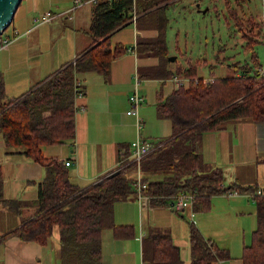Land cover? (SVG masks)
<instances>
[{
    "label": "trees",
    "instance_id": "trees-1",
    "mask_svg": "<svg viewBox=\"0 0 264 264\" xmlns=\"http://www.w3.org/2000/svg\"><path fill=\"white\" fill-rule=\"evenodd\" d=\"M245 1L235 0L240 5ZM172 2L97 0L89 27L91 41L74 59L13 99H2L0 82V134L5 146L19 147L6 152L22 153L44 166L46 171L36 182L35 198L17 199L3 195L0 165V205L20 215L18 224L0 234V241L16 234L23 240L46 244L56 230L59 264H102L100 235L104 228H110L115 238L134 236L133 225L113 221L114 203L135 191L133 162L119 164L112 170H117L114 174L79 186L70 180L63 160L55 155H44L42 148L74 137V79L77 74L88 71L108 79L111 61L126 51L123 43L110 41V34L131 21L135 13L138 25L156 30L153 37L136 39V52L157 56V66L164 70L163 77L176 75L189 79L167 97L158 96L156 114L170 119L172 134L157 140L156 147L141 160L146 192L155 196L154 203L170 201L172 195L181 191L191 192L194 212L210 209L211 197L216 194L229 190L254 193L256 225L250 243L243 245L240 259L242 264H264V194L255 193L256 185H224L221 168H204L198 152L202 132L220 128L225 121L264 123V62L256 52V46L264 44L262 26L251 15L243 19L225 0L227 17L232 21L234 32L244 41V48L250 52L249 61L234 63V73L223 77L199 76L196 65L168 69L166 10ZM239 70L241 73L236 74ZM117 151L120 160L127 157L129 144L119 143ZM157 173L162 174L160 179H150L149 175ZM23 208L32 210L24 215ZM188 241V264H218L220 259L229 256L225 248L204 237L193 223L189 226ZM141 260L144 264H184L170 232L157 227L150 228L141 238Z\"/></svg>",
    "mask_w": 264,
    "mask_h": 264
},
{
    "label": "crops",
    "instance_id": "crops-1",
    "mask_svg": "<svg viewBox=\"0 0 264 264\" xmlns=\"http://www.w3.org/2000/svg\"><path fill=\"white\" fill-rule=\"evenodd\" d=\"M94 3L85 2L73 7V0L20 1L11 21L13 22L12 33L15 34V37L7 47L0 49V82L3 88V98L13 99L29 91L37 83L58 70L64 63L74 59L88 46L91 41L89 27ZM48 10L51 12L50 19L43 22L39 21L40 15ZM34 15L36 16L33 19ZM134 15L131 21L124 23L110 34V41L123 43L126 46V51L111 61L108 79H104L100 73L94 71L76 75V78L81 81L85 93L82 97L73 99L74 104L76 103L78 106L75 110L74 137L62 143H56L55 146H59V152L55 151V147L45 149V151H53L52 154L49 152V155L59 157L58 155L62 154L59 159L63 162L65 160L70 161L67 166H73V178L77 182L70 180L79 186H86L88 183L94 182L119 165L120 159L117 151L119 143L127 142L129 144L136 137L152 142L146 140L145 136L142 137L141 134V124L147 114L146 110L153 106L156 111L158 96L161 95L165 98L177 87L174 77L178 76L163 77L164 70L158 68L157 56L136 52V39L153 37L156 35V30L138 25L136 14L134 13ZM44 26H49L56 37L64 38V43L56 45L52 42L47 47L42 40L43 38L38 35L33 38H25V35H28L32 30L41 29ZM79 32H83L82 37L78 35ZM176 66L168 63L166 68L174 69ZM157 82L159 85L155 89L154 83L157 84ZM135 87L139 93L142 87L145 93L142 94L143 101L138 107L137 115L126 112L128 96ZM165 87L167 90L164 92ZM151 89L155 91V96L150 97L149 102H145L146 92L149 93ZM170 128L171 132L166 134V138L172 134V125ZM152 134V132L148 133V137H153ZM258 139V126L255 122L229 120L225 121L220 128L202 132L198 143V152L204 162V168H221L224 185L237 183L243 186L264 187V148H261V151L258 150V145L260 146ZM261 140H263L261 144H264V135L261 136ZM4 146L3 138L0 137V151L4 150L3 152H5L0 154L1 163H4H0L2 174L6 167L11 166L14 169L15 181L20 180V175H17L18 172L22 173L23 179L28 182L33 181L34 183V177H41L42 168L37 173L34 171L31 173V169L36 168L31 165V161L22 153H7ZM43 153L45 154L44 150ZM256 162L261 164L262 175L260 179L263 183H260L259 175L250 165ZM42 167L44 168V177L46 171L45 167ZM69 177L71 178L70 174ZM149 177L150 179H160L162 174H151ZM78 181L87 184L81 185ZM18 185L14 187L17 188ZM36 194L37 185L36 190H30L28 194H24L22 197L13 195L11 198L33 199ZM238 194H244L247 197L251 195H248L249 193H235V195ZM235 195L230 194V196ZM135 200L137 201V195L134 191L125 199L114 203L113 221L115 224L132 222L134 225L133 219H125V217L134 216ZM147 208L141 209L139 207V234L132 239V242L129 241L131 240L129 238L114 239L117 240V244L122 246L124 251H127L125 248L131 245L134 247L136 244L134 241L138 240L141 250L143 235L150 228L157 227L168 230L173 242L179 247L175 241L173 229H171V222L174 221L172 216L174 208L170 207L169 201L156 202L150 209ZM31 210L30 208H23L22 212L26 215ZM144 210L146 216L142 213ZM240 213L244 212L241 211ZM248 213L251 212L248 211ZM191 223L194 224L193 221ZM107 229L110 228H104L100 235L101 262L102 264H116L115 256L117 254L112 253L107 258L103 254V235ZM200 232L204 237L214 240L220 247L228 251L229 256L220 259L218 264H234L233 260L235 259H232L233 256L227 247L220 245L214 237L207 236L201 230ZM49 240L46 244H40L34 240H23L16 234L9 235L0 241V264H59L58 257L54 258L52 255V251L58 250V239L56 245L49 244ZM110 244H113V241ZM238 258V264H242L240 257Z\"/></svg>",
    "mask_w": 264,
    "mask_h": 264
},
{
    "label": "rangeland",
    "instance_id": "rangeland-1",
    "mask_svg": "<svg viewBox=\"0 0 264 264\" xmlns=\"http://www.w3.org/2000/svg\"><path fill=\"white\" fill-rule=\"evenodd\" d=\"M228 1L232 7L236 8L237 13L243 19L251 15L256 21H260L262 26L261 33L264 35V0H246L242 5L236 3L235 0ZM166 13L168 16L166 28L167 58L174 56V59H169V64L172 66L196 65L199 76L211 78L232 75L234 73V63L242 64L245 61H249L248 56L250 52L244 48V41L239 34L234 32L232 21L227 17L225 0H173L168 6ZM35 16L36 15L33 16V19ZM31 22L33 23L32 20ZM12 32L13 22L8 25L4 34L10 36V38H14L15 34ZM37 35L43 38L42 40L47 47H49L52 42L56 45L64 43V38L56 37L49 26H44L41 29H34L28 35H25V38H33ZM78 35L82 37L83 32H79ZM256 52L259 56V60L264 62V44H258L256 46ZM240 73L241 71L239 70L236 74ZM158 85V82L157 84L154 83L155 89L158 88ZM166 90L167 88L165 87L164 92ZM132 92L133 90L130 94ZM140 94H145L142 87L140 89ZM152 96H155V91L151 89L149 93L146 92L145 102H149V98ZM2 99L5 98L2 97ZM146 111L147 114L145 115L144 122L141 124L142 137L145 136V139L152 141V143L156 140L164 139V137L166 138V134H170L171 132L170 119L168 117H158L153 106H150L149 109L147 108ZM256 124L258 126V144H260V146L258 145V150L261 151V148H264V144H261V142H263L261 136L264 135V123ZM150 132L153 133V137H148V133ZM0 137L2 138L1 134ZM4 147L6 151L19 149V147L12 146ZM52 147H55V151L59 150L58 145H44L42 148V151L44 150L45 152L44 155L49 156L50 151H45V149H51ZM3 151L4 150L0 151V154L5 153ZM52 152L53 151H51L50 154H52ZM61 155L62 154L58 156L60 157ZM27 159L31 161V165L36 167L34 170L31 169V173H33V171L37 173L40 168L43 169L41 177H34V183L33 181L28 182L23 179L22 173L18 172L17 175H20V180L15 181L13 167H6L3 170V195L5 197H12L13 195L22 197L24 194H28L30 190H36V182L42 179L44 168L31 158ZM1 162L0 160V163ZM250 165L259 175L260 183H263L260 179L262 175V169L260 168L261 164L256 162ZM68 169L71 176L70 179L77 182V180L75 179V181L73 178V166L68 167ZM78 183L81 185L87 184L80 183L79 181ZM16 185H18L17 188L14 187ZM248 195H250V193ZM250 196L249 198L244 194L235 196H230V194L226 193L216 194L212 197L211 208L208 210L193 212L190 207L183 210H173L172 216L174 221L171 222V229H173L175 241L180 247V256L184 264H188L190 260L188 227L192 221L204 234L214 237L220 245L229 249L233 256L232 259H235L233 260L234 264L239 263L238 257L241 256L243 245L250 243L251 232L256 225V216L254 214L255 201L252 195ZM147 209H150V207ZM241 211L244 213H240ZM248 211L251 213L249 214ZM142 213L144 215L145 210ZM181 214L182 217H180ZM191 214H193V217H191ZM139 218V204L138 201L135 200L134 216L125 217V219L134 220V225L132 222L127 223L134 226V236L128 237L131 239L129 240L131 242L133 241L132 239L139 234ZM19 221L20 216L15 214L11 208L0 205V234L4 230L18 224ZM128 238H115L111 229L105 230L103 235L104 256L107 258L112 253L117 254V256H115L117 259L116 264H144L141 260L140 243L138 240L134 241L136 243L134 247H132V245L130 247L127 246L125 248L127 251H124L122 246L117 244V240H114ZM57 239L58 232L54 230L49 244L56 245ZM112 241L113 244H110ZM112 249L114 251H110ZM57 252L58 251H52L54 258L56 256L58 257ZM126 253L128 254L124 255Z\"/></svg>",
    "mask_w": 264,
    "mask_h": 264
},
{
    "label": "built area",
    "instance_id": "built-area-1",
    "mask_svg": "<svg viewBox=\"0 0 264 264\" xmlns=\"http://www.w3.org/2000/svg\"><path fill=\"white\" fill-rule=\"evenodd\" d=\"M97 0H73V7H77L85 2H96ZM134 1V0H133ZM133 14V18H134ZM51 17V12L45 11L43 14L40 15L38 18L39 21H48ZM13 38H10V36H7L2 32L0 34V49L7 47L9 42ZM174 80L176 82V85H185L188 82V78L186 77H174ZM85 90L82 86V83L79 79L75 78L73 82V99L80 98L84 95ZM143 97L138 92V89L135 87L134 91L129 94L128 96V109L126 110L129 114H138V106L142 103ZM75 108L78 106L76 103L74 104ZM130 152L127 157L122 158L119 161L120 166H123L129 162H133L135 165L134 171H135V177L133 180V186L137 195V201L139 204V207L146 208L151 207L154 205L153 198L155 197L152 194H149L146 192L147 188V182L142 180V173L140 169V163L144 156H146L148 153H150L155 147L156 144L152 142H147L142 140L139 137L134 138L129 143ZM64 163L66 165L70 164L69 160H65ZM238 193L236 190H229L226 192V194H235ZM256 194H264V187H258L255 191ZM252 196L254 193H250ZM194 194L187 191H181L177 194H174L171 196V200L169 201L170 207L177 209V210H183L185 208L190 207L192 209V202H193ZM193 211V210H192ZM194 212V211H193ZM191 217H193V214H191Z\"/></svg>",
    "mask_w": 264,
    "mask_h": 264
},
{
    "label": "water",
    "instance_id": "water-1",
    "mask_svg": "<svg viewBox=\"0 0 264 264\" xmlns=\"http://www.w3.org/2000/svg\"><path fill=\"white\" fill-rule=\"evenodd\" d=\"M20 1L21 0H0V34L11 22L14 12ZM169 59H174V56H171ZM115 172H117V170L111 171L106 175H112Z\"/></svg>",
    "mask_w": 264,
    "mask_h": 264
}]
</instances>
